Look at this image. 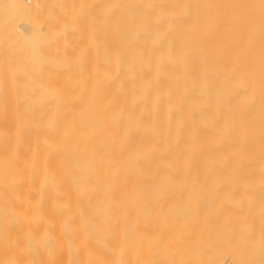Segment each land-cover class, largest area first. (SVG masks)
<instances>
[{
	"label": "bare ground",
	"instance_id": "1",
	"mask_svg": "<svg viewBox=\"0 0 264 264\" xmlns=\"http://www.w3.org/2000/svg\"><path fill=\"white\" fill-rule=\"evenodd\" d=\"M237 56L233 0H0L26 197L0 264H264V74Z\"/></svg>",
	"mask_w": 264,
	"mask_h": 264
},
{
	"label": "rangeland",
	"instance_id": "2",
	"mask_svg": "<svg viewBox=\"0 0 264 264\" xmlns=\"http://www.w3.org/2000/svg\"><path fill=\"white\" fill-rule=\"evenodd\" d=\"M233 2L235 57L237 59V52L241 49L252 79L260 78L258 74H264V0H233ZM22 96L21 83L10 82L0 76V170H3L0 171V226L4 224L7 226L5 230L0 227L1 240L2 238L10 240V237L16 234V240H19L24 231L23 227L26 231L24 223L21 224L26 214L24 209V215L22 214V205L23 202L25 203V200L22 202L25 194L23 195L21 174ZM2 229L4 236L1 235Z\"/></svg>",
	"mask_w": 264,
	"mask_h": 264
}]
</instances>
